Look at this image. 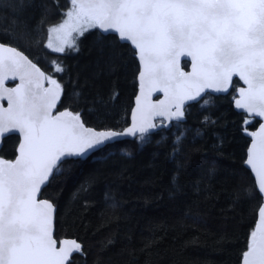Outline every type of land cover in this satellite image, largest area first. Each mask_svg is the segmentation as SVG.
<instances>
[{
  "label": "trees",
  "instance_id": "obj_1",
  "mask_svg": "<svg viewBox=\"0 0 264 264\" xmlns=\"http://www.w3.org/2000/svg\"><path fill=\"white\" fill-rule=\"evenodd\" d=\"M69 7V0H0V42L62 84L56 111L79 113L95 130H121L138 89L134 50L95 28L77 39V51H48V29ZM53 59L62 61L63 73L54 71ZM236 90L211 96L205 107L188 104L176 143L173 125L162 140L156 132L141 147L126 140L63 164L41 198L56 208L55 238L82 245L73 264L241 263L260 204L244 166V129L259 122L245 125L233 107ZM17 143V136L4 138L0 157L14 159ZM113 145L125 152L105 155Z\"/></svg>",
  "mask_w": 264,
  "mask_h": 264
},
{
  "label": "snow or ice",
  "instance_id": "obj_2",
  "mask_svg": "<svg viewBox=\"0 0 264 264\" xmlns=\"http://www.w3.org/2000/svg\"><path fill=\"white\" fill-rule=\"evenodd\" d=\"M69 3L61 22L49 27L45 47L54 53L77 51L78 37L95 28L118 34L122 46L130 44L140 63L132 125L125 132L96 131L84 126L79 113L54 114L62 84L20 49L0 42V101L7 100V107L0 105V144L9 134L19 138L15 158L0 157V264H73L74 253L84 254L75 239L61 240L57 246L55 206L37 198L69 158L84 157L118 136L139 132L143 140V134L156 127L155 117L179 122L186 101L197 100L206 89L235 91L239 81L247 87L239 86L234 100L236 108L248 114L245 125L254 118L264 121V0ZM182 57L185 65L190 58L191 72L182 70ZM51 63L55 72H64L62 61ZM234 76L239 77L235 84ZM9 78H19V85L4 87ZM154 92H162L164 99L153 103ZM244 130L252 137L245 163L255 177L260 204L242 264H264V122L258 130Z\"/></svg>",
  "mask_w": 264,
  "mask_h": 264
},
{
  "label": "water",
  "instance_id": "obj_3",
  "mask_svg": "<svg viewBox=\"0 0 264 264\" xmlns=\"http://www.w3.org/2000/svg\"><path fill=\"white\" fill-rule=\"evenodd\" d=\"M98 30L101 32V30H100L99 28H98ZM101 33H102V32H101ZM102 34H104V33H102ZM116 36L118 37V34H117ZM128 45L130 46V44H128ZM130 47H131V46H130ZM135 58H136L137 63H138V74H139V71H140V63H139V60H138V58H137L136 56H135ZM180 63H181V68H182L183 71H185V72H191L192 68H191V61H190V58L188 59V63H187L186 68H183V65H184V63H185V58L182 57ZM37 66H38V65H37ZM38 67H39V66H38ZM41 70H42V69H41ZM42 71H43V70H42ZM137 80H138V75H137ZM234 80H237V81H238V80H239V77L234 76V77H233V82H234ZM239 82L241 83V86H243V87H245V88L247 87L246 85L243 84V81H239ZM19 83H20L19 78L15 79V80L9 78V79L5 80V82H4V87H6V88H13V87L18 86ZM9 84H13V86H8ZM44 86H45V87H49V86H46V85H45V82H44ZM231 89H232V87L229 88V92H230ZM226 94H228V93H215V92H213L211 89H206V90L201 94V96L197 98V100L186 101V102H185V105H184V109L186 110L188 104L199 102V101H201V100H202L205 96H207V95L218 96V95H226ZM137 95H139V80H138V89H137L136 95H135V97H134L133 107H132L131 112H130L129 124H128L127 126H125L124 128H122L121 130L105 129V130H96V131H109V130H110V131H115V132H125L126 129L132 125V112H133L134 108L136 107V97H137ZM238 98H239V91H237V96H236V99H238ZM150 99H151V101H152L153 103H155V102H158V100L164 99V95H163L162 92H154V93L152 94V96H151ZM0 105H2L3 107H7V100L0 101ZM233 107H234V109H235L236 111H238V112H240V113H243L245 116L248 115L247 113H244L243 110H241V109H237V108H236V106H235V100L233 101ZM62 111H64V110H62ZM55 112H56V111L54 110V114H55ZM254 119L257 120L259 123L264 122V121L260 120V118H254ZM180 121H181V120H180ZM180 121H179V122H180ZM81 122H82V121H81ZM82 123H83V122H82ZM153 123L156 125V127H154V128H149L148 131H147L146 133L143 134V136H149V135H152L153 133L156 132L157 129H159V130H168V129H171L172 124H173V123H178V122H177L176 120H167V119H164V118H162V117H155L154 120H153ZM259 123H258V125L256 126V128H255L254 130H252V131L258 130V128H259ZM84 126H85V125H84ZM85 127H86V126H85ZM87 128H90V127H87ZM92 129H93V128H92ZM94 130H95V129H94ZM244 134L250 139V143H249V147H250L251 142H252V137L248 136V135L246 134L245 131H244ZM13 135L18 137V134H9V135H7V136H13ZM7 136H6V137H7ZM139 136H141V133L137 132L134 136H133V135H123V136L114 137V138H112L111 140L105 141V143H104L102 146H100L99 148H97V149H95V150H90L89 153H88L86 156H84V157H72V158H69L68 160L73 159V160H82V161H85L86 159H88L89 157H91V156L93 155V153H95L96 151H99V150L104 149V148L107 147L108 145H112V144H115V143H118V142H122V141H126V140L133 141V140H135V139H136L137 137H139ZM6 137H5V138H6ZM3 140H4V139H3ZM18 143H19V138H18ZM18 143H17V147H18ZM2 145H3V143L0 144V150H1V148H2ZM249 147H248V149H249ZM16 149H17V148H16ZM16 155H17V153H16ZM247 155H248V150H247V153H246V159H247ZM246 159H245V161H246ZM244 166L250 171L252 177H253L254 180H255V177H254V175H253V173H252L250 167H249L245 162H244ZM48 184H49V183H48ZM48 184H47V185H48ZM47 185H46V186H47ZM46 186L42 187V189H41V193H40V194L38 195V197H37L38 199H42V198H41V194H42L43 189H44ZM259 195H260V194H259ZM257 219H258V213H257L256 221H257ZM55 220H56V208H55V213H54V231H53L54 238H55ZM64 239L72 240V239H74V238H63V239H61V240H64ZM61 240H59V241H61ZM75 240H76V239H75ZM59 241H58V244H57L58 247L60 246V245H59ZM77 242H78V241H77ZM74 254H77V253H74ZM74 254H73V255H74ZM240 264H242V259H241V263H240Z\"/></svg>",
  "mask_w": 264,
  "mask_h": 264
},
{
  "label": "rangeland",
  "instance_id": "obj_4",
  "mask_svg": "<svg viewBox=\"0 0 264 264\" xmlns=\"http://www.w3.org/2000/svg\"><path fill=\"white\" fill-rule=\"evenodd\" d=\"M70 7H71V5H70ZM69 7V8H70ZM68 8V9H69ZM65 19H66V17H64ZM61 21H59L58 23H60ZM58 23H55L54 25H56V24H58ZM98 29V28H97ZM92 29H90L89 31H91ZM89 31H87V32H89ZM87 32H85V33H87ZM84 33V34H85ZM48 36H49V33H48V35H47V40H48ZM72 36L73 37H77L78 36V33H72ZM80 37V36H79ZM78 37V38H79ZM52 39H53V42L55 43L56 42V39H55V34H53V36H52ZM47 40H46V43H47ZM77 41V40H76ZM46 45V44H45ZM48 51H50L51 52V50L50 49H48L47 47H45ZM70 51H73V50H71V49H67L66 48V51H65V53L66 52H70ZM54 53V52H53ZM59 54H64V53H59ZM205 99H207V103L205 104L204 103V100ZM210 102H211V98L210 97H204L200 102H198V106L199 107H205V106H207L208 104H210ZM177 129H179V126H178V124H175L174 125V128L171 130V134H172V137H173V141H174V143H176L177 142V140H178V138H179V133H178V131H177ZM158 133V139L159 140H162V139H164L167 135L161 130V131H158L157 132ZM140 137L141 136H139V137H137L136 138V142H137V144L141 147L142 145H144V144H146L150 139H151V136H144V138H143V140H141L140 139ZM113 148L114 149H112V150H107L106 152H105V155L106 154H109V153H112V152H119V153H124L125 152V150L122 148V147H117V146H115V145H113ZM98 156V155H97ZM101 156H103V155H101ZM99 157V156H98Z\"/></svg>",
  "mask_w": 264,
  "mask_h": 264
}]
</instances>
